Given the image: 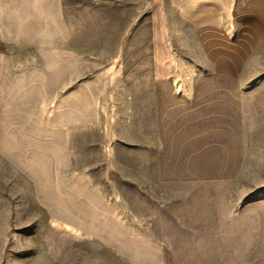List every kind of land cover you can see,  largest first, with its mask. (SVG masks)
Here are the masks:
<instances>
[{
    "label": "crops",
    "instance_id": "obj_1",
    "mask_svg": "<svg viewBox=\"0 0 264 264\" xmlns=\"http://www.w3.org/2000/svg\"><path fill=\"white\" fill-rule=\"evenodd\" d=\"M82 1L91 16L94 0ZM149 6L150 83L116 125L122 93L111 67L79 50L78 0H0V190L26 186L58 230L134 264L161 262L164 247L147 221L112 202L126 187L176 216L198 191L264 183L243 177L264 166V0ZM100 145L114 195L93 177L89 151Z\"/></svg>",
    "mask_w": 264,
    "mask_h": 264
},
{
    "label": "rangeland",
    "instance_id": "obj_2",
    "mask_svg": "<svg viewBox=\"0 0 264 264\" xmlns=\"http://www.w3.org/2000/svg\"><path fill=\"white\" fill-rule=\"evenodd\" d=\"M78 4L79 50L93 53L96 62L111 67V83L122 93L111 106L118 125V118L130 113L128 108L132 111L134 96L145 93L144 83H150L151 41L144 23L152 8L149 0L134 7L94 0L90 16L84 1L78 0ZM82 140L80 135L79 157L85 160ZM89 158L96 165L94 179L107 195H114L110 190L116 186L109 166L111 157L100 145L89 151ZM246 175L250 180H264V166L244 167L243 177ZM203 191L185 200V208L176 216L154 208L129 187L122 191L121 199L112 202L120 203L152 228L151 233L164 247L162 261L154 264H264V183ZM30 194L21 185L0 190V264H134L100 240L91 242L82 234L58 230L41 214L37 202L29 199Z\"/></svg>",
    "mask_w": 264,
    "mask_h": 264
},
{
    "label": "built area",
    "instance_id": "obj_3",
    "mask_svg": "<svg viewBox=\"0 0 264 264\" xmlns=\"http://www.w3.org/2000/svg\"><path fill=\"white\" fill-rule=\"evenodd\" d=\"M5 48L3 47V45L0 43V56L5 54Z\"/></svg>",
    "mask_w": 264,
    "mask_h": 264
}]
</instances>
